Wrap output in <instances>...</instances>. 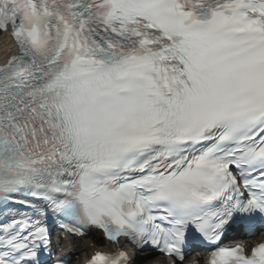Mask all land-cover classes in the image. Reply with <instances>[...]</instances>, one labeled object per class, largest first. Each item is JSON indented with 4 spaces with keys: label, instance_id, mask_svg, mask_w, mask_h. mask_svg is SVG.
Masks as SVG:
<instances>
[{
    "label": "snow or ice",
    "instance_id": "1",
    "mask_svg": "<svg viewBox=\"0 0 264 264\" xmlns=\"http://www.w3.org/2000/svg\"><path fill=\"white\" fill-rule=\"evenodd\" d=\"M0 264L99 230L87 264L264 229V0H0ZM199 264V262H197ZM206 264H264V243Z\"/></svg>",
    "mask_w": 264,
    "mask_h": 264
},
{
    "label": "bare ground",
    "instance_id": "2",
    "mask_svg": "<svg viewBox=\"0 0 264 264\" xmlns=\"http://www.w3.org/2000/svg\"><path fill=\"white\" fill-rule=\"evenodd\" d=\"M3 48L4 49H8L9 48L8 47V43H7L5 37H0V50L3 49ZM84 241H86V240H81V244L79 245V250H78L80 256H83V257L86 256L87 254H89L90 252H92V250H95L94 248H92V249L91 248H87V246H85V244H84L85 243ZM76 246H77V244H75L74 247H76ZM69 250H71V249H69ZM72 264H74V263H72Z\"/></svg>",
    "mask_w": 264,
    "mask_h": 264
}]
</instances>
